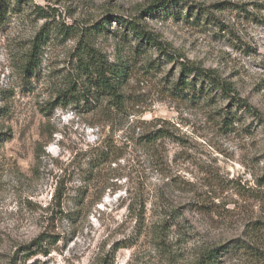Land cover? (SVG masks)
Returning <instances> with one entry per match:
<instances>
[{
	"label": "rangeland",
	"instance_id": "374dc122",
	"mask_svg": "<svg viewBox=\"0 0 264 264\" xmlns=\"http://www.w3.org/2000/svg\"><path fill=\"white\" fill-rule=\"evenodd\" d=\"M32 1L47 18L26 0L0 17V264H196L219 247L218 264H264L243 249L256 224L264 252V0ZM42 29L41 67L25 75ZM81 35L129 65L112 123L104 105L57 99ZM180 62L216 70L257 117L171 93ZM160 127L170 137L149 153L139 137ZM103 150L111 162L92 171ZM43 234L48 255L32 246Z\"/></svg>",
	"mask_w": 264,
	"mask_h": 264
},
{
	"label": "trees",
	"instance_id": "16d2710c",
	"mask_svg": "<svg viewBox=\"0 0 264 264\" xmlns=\"http://www.w3.org/2000/svg\"><path fill=\"white\" fill-rule=\"evenodd\" d=\"M11 0H0V17L4 13V5ZM20 2V0H18ZM30 6H33L35 10L39 11L41 19L48 17V14L44 12L42 7L34 5L32 0H26ZM167 3L160 7H165ZM229 5V3H226ZM226 4H220L219 7L226 9L223 6ZM238 8V7H237ZM202 18H205V22L210 23L211 18L208 16V12H202ZM131 27L133 24H129ZM46 29V28H45ZM45 29H42L40 38L33 44L29 53L27 54V60L24 65V74H36L42 64L41 58H39V50H42V45L46 42L48 37L45 34ZM70 30L67 29V31ZM132 32L136 34V38L145 45H152L166 53L162 43L147 34L145 31H141L137 26H133ZM48 35V34H47ZM73 63L72 68L64 76L65 87L59 90L57 99H65L70 102H84L85 104L93 105V110L98 109L99 106L104 108L102 112L106 114L108 123H112L114 116L125 113L126 96L124 95L125 86L128 83L129 78V65L127 61L111 62L109 58L99 51L95 46L87 40L85 35H81L77 45L73 51ZM178 68L180 69V78L177 80L170 79L168 82V89L176 96L182 95L184 92L191 93L195 98L202 97V92L207 95L217 94L225 100H229L239 107L245 110L246 113L257 117V111L244 99L239 98L236 88L232 82L222 78L216 70L203 69L200 66L195 65L192 62H180ZM92 110V111H93ZM126 118H129V114L126 113ZM4 134H0V144L7 139L4 138ZM169 136L165 128L160 127L139 137L143 148L147 149L149 153H153L159 141L167 139ZM151 158L154 155L150 154ZM107 160H106V159ZM103 160L111 162L109 160L108 151H101L100 158L97 160L91 159L90 164L93 165L92 171L98 169L99 165L94 166L95 162L99 163ZM57 198V195L55 196ZM174 220V219H173ZM174 220L169 222L164 220L163 224L158 225V229L170 227L172 225H178ZM261 228L256 224L247 228L246 236L249 241L245 242L243 249L255 256L258 260L264 259V252L260 247H256L262 237L259 235ZM49 236L43 234L33 243V247H37L38 253L48 255ZM219 248L213 250L203 251L200 259L196 264H218V252Z\"/></svg>",
	"mask_w": 264,
	"mask_h": 264
}]
</instances>
